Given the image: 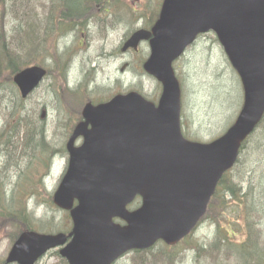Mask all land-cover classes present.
Returning <instances> with one entry per match:
<instances>
[{
  "label": "water",
  "instance_id": "obj_1",
  "mask_svg": "<svg viewBox=\"0 0 264 264\" xmlns=\"http://www.w3.org/2000/svg\"><path fill=\"white\" fill-rule=\"evenodd\" d=\"M210 32L240 76L244 103L223 136L199 143L182 132V89L174 63ZM142 42L151 51L143 69L162 85L159 102L131 92L86 105L67 144L68 170L53 199L70 213L73 229L22 233L8 264H37L55 249L68 264H114L160 240L174 246L205 217L221 179L236 166L244 143L264 119V0H164L153 28L134 33L123 52L137 51ZM47 74L39 66L19 72L14 83L22 98ZM137 197L142 206L130 211Z\"/></svg>",
  "mask_w": 264,
  "mask_h": 264
},
{
  "label": "rangeland",
  "instance_id": "obj_2",
  "mask_svg": "<svg viewBox=\"0 0 264 264\" xmlns=\"http://www.w3.org/2000/svg\"><path fill=\"white\" fill-rule=\"evenodd\" d=\"M162 2L125 0L123 9L113 7L112 12H107V7L99 16L104 20L101 23L78 22L73 28L61 19L63 16L57 8L54 19L49 20L51 0H0L1 48L9 36L18 40L17 33L23 35V20L36 19L38 39L49 40L43 52L48 54L45 65H41L39 46L36 59L50 72L41 88L23 104L32 113L33 126L43 136L40 135L42 143L41 139L36 140L41 148L35 146V152L29 147L37 143L26 145L25 129L13 132L17 121L10 119L9 114L10 108L18 105L16 96L7 89L3 92L5 99H0L3 104L0 107V207L11 199L23 203L36 221L35 227L50 233H57L51 228L61 230L70 226L67 212L53 204L69 162L66 144L73 124L80 121H76L80 108L71 105L68 92L83 97L91 92L97 101L138 92L157 102L161 85L143 70L150 56L149 44L141 45L139 52L121 50L138 29L146 23L150 26ZM46 27L51 30L46 32ZM175 69L182 84L184 134L203 143L217 139L238 117L244 92L240 77L215 34L201 36L176 62ZM82 142L78 141L77 145ZM257 143L264 152V123L258 136L250 139L240 163L230 175L231 179L240 173L245 176L242 194H249L245 202L256 201L255 213H247L248 203L241 207L224 191L210 204L198 229L178 247L158 245L144 252V263L131 253L117 264H155L154 255H170L173 260L166 259L164 263L161 259L160 264H264V153L255 152ZM1 213L0 210V263L12 248L14 233L13 225L1 218ZM243 245L251 246L252 250L244 251ZM152 251L156 254H151ZM38 264H63L59 250L50 251Z\"/></svg>",
  "mask_w": 264,
  "mask_h": 264
},
{
  "label": "trees",
  "instance_id": "obj_3",
  "mask_svg": "<svg viewBox=\"0 0 264 264\" xmlns=\"http://www.w3.org/2000/svg\"><path fill=\"white\" fill-rule=\"evenodd\" d=\"M158 1L159 3H161V0H158ZM28 4L29 6L32 5L30 1H28ZM28 4H23V5L27 7ZM123 4H125V0H51L50 7L48 8L49 13L51 14L49 20L54 19V16L56 15L55 13L58 12V11H55L54 9L57 8L63 16L61 17V19L64 22L69 23L73 28L76 26L78 22L90 23V25H92L94 23L93 21L97 23H101V21H104L99 16L106 10L107 7L109 8L107 12L109 11L112 12L111 8L113 9V7L116 9L117 8L123 9L124 8ZM94 12H96V14H94ZM157 12L155 13L153 17V20L150 22L151 23L150 26H152L153 23L155 22L157 15L159 14V12L158 14ZM36 25H37L36 19H33L32 21L27 20V22L23 20V28H25L23 35H20V32L18 31L19 33L16 32L18 35V40H14L15 37H13V40H12V36H9L7 38V42L2 43V48L0 45V99H3V100L5 99L3 98V92L7 91V89L13 92L14 95L16 96L18 105L16 107L10 108L11 113L9 114L10 119L12 120L15 119L17 121V125L15 126V129L13 132L19 133L21 130L25 129L26 145H28L30 142L37 143L36 145L34 146L32 145L29 147L31 150H33V152L37 150L36 148H41L40 145H38L39 142L36 140L41 139L40 142L42 143L43 136L41 132L33 126V123L30 118L32 113L31 111H27L25 109L23 104H25L26 101L21 98L19 90L17 89V87L15 86L13 82V77L18 72L23 70L24 68L29 67L31 65L39 64L38 60L36 59L38 57L37 56L38 46H39V49L42 51V54L39 55V57L43 58L41 65L42 64L45 65V57L48 54L47 52L45 53L43 52L45 51L46 43L49 40H39L38 39ZM104 25L106 24L104 23ZM144 27L149 28L148 23H146ZM45 30L47 32L48 30H51V29L46 27ZM37 40H39V42ZM68 93H70L69 98L71 99H69V101L71 105L74 108H80V110L77 112L78 118L76 119V121L77 120L81 121L82 119L81 111H82L83 106L88 102L96 101L97 98L95 99L94 94L91 92L85 93L84 97L82 95H78V96L73 95V91L68 92ZM68 105L70 106V104ZM2 106L3 104L0 101V107ZM263 123H264V120L261 123L258 130L262 129ZM75 126L76 125L73 124L72 127H75ZM258 130L244 144L238 164L240 163L241 156L246 151L245 148L249 144L250 139L258 136ZM259 144L258 143L256 144L255 150L257 147V151L255 152L258 154H262L264 152H262ZM43 152H45V149H43ZM233 170L228 172L222 179L219 185V188H218V192L214 196L212 203L220 196V193L222 194L224 191H227V193H229L228 195H230V197H232V199L235 200L237 204H240L241 207H243L246 203H248L247 205H245L247 213H255L256 209H254L255 208L254 206H255L256 201L253 199V201L251 202H245L244 199L248 198L249 194L247 195L242 194L241 183L244 182L245 176H243V173H240L237 177L231 179L230 175ZM0 210L3 213V214L1 213V218H4L11 225H13L14 233L11 235V239L13 241L19 236L21 232L36 229L35 227L36 221L29 214L26 205H24L23 203H17L14 199H11L8 202V204L1 203ZM70 229H71V223H70V226L66 229L60 230V229L51 228V230H56L57 232H69ZM241 248L244 251L252 250V247L249 245H243L241 246ZM151 254H156V252L152 251ZM145 255L146 253L144 252L135 253V256L139 257L138 262L140 263L146 262L144 258ZM161 259H163L162 262L164 263L166 262V259H169L170 262L173 261L172 258H170V255H164L163 257H155L154 255L155 264H160ZM62 263L68 264L63 259H62ZM148 263H149V260H148Z\"/></svg>",
  "mask_w": 264,
  "mask_h": 264
},
{
  "label": "flooded vegetation",
  "instance_id": "obj_4",
  "mask_svg": "<svg viewBox=\"0 0 264 264\" xmlns=\"http://www.w3.org/2000/svg\"><path fill=\"white\" fill-rule=\"evenodd\" d=\"M173 248H176V247H173ZM126 257H127V256H126ZM124 258H125V257H124ZM0 264H6V263H5V260H4L2 263H0Z\"/></svg>",
  "mask_w": 264,
  "mask_h": 264
}]
</instances>
